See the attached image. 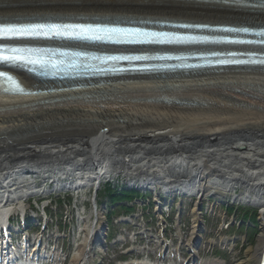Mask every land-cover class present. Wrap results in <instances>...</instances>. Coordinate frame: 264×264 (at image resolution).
Returning <instances> with one entry per match:
<instances>
[{
	"label": "bare ground",
	"instance_id": "6f19581e",
	"mask_svg": "<svg viewBox=\"0 0 264 264\" xmlns=\"http://www.w3.org/2000/svg\"><path fill=\"white\" fill-rule=\"evenodd\" d=\"M45 16L264 24V12L185 1L0 0V22ZM15 76L24 90L51 92L0 91V191L8 198L13 192L1 187L3 182L81 166L97 182L127 174L134 183L159 181L171 190L190 192L196 181L202 182L199 194L209 191L208 183L240 185L263 198L264 212V70L231 68L67 85L80 86L77 90ZM178 101L190 106L176 105ZM24 188L15 187L14 196ZM87 245L86 240L83 249ZM255 256L259 259L260 252ZM85 259L83 250L72 264Z\"/></svg>",
	"mask_w": 264,
	"mask_h": 264
},
{
	"label": "snow or ice",
	"instance_id": "6c2138e0",
	"mask_svg": "<svg viewBox=\"0 0 264 264\" xmlns=\"http://www.w3.org/2000/svg\"><path fill=\"white\" fill-rule=\"evenodd\" d=\"M181 27H193L192 25H180ZM61 27L64 28H73L81 29L82 31H92L93 25H43V24H0V39H29V38H38L40 36H47L49 32H52L53 35H66V33H61L58 31ZM196 27H200L197 25ZM97 30L101 29L100 25H96ZM105 32L112 33H121L129 34L134 33L136 36H166L167 33H147L141 29H120V28H105ZM228 31H241L248 32V28H239V29H228ZM260 36H264V31L258 33ZM69 38H81L78 34L77 36H70ZM87 38V37H85ZM92 39H102L100 36H93ZM115 42H121L119 39ZM137 42V41H134ZM138 42H156V41H138ZM43 49H32L27 47H12L7 44H0V65L5 66L6 70H0V79L6 80L9 84L13 85V88H7L5 91H19L23 92L24 89L21 87L20 82L10 74V70L13 68H24L27 64L37 63V59L33 58L34 53L43 52ZM114 59H151V57L146 56H135V57H114ZM246 63V62H238ZM254 63H256L254 61ZM259 64L264 65V60L258 61ZM148 70V69H144Z\"/></svg>",
	"mask_w": 264,
	"mask_h": 264
},
{
	"label": "rangeland",
	"instance_id": "374dc122",
	"mask_svg": "<svg viewBox=\"0 0 264 264\" xmlns=\"http://www.w3.org/2000/svg\"><path fill=\"white\" fill-rule=\"evenodd\" d=\"M34 176V175H33ZM43 176H36V178H38V180H43V178H42ZM120 178V177H119ZM121 179H123V178H121ZM227 191L228 192H230L229 191V189L227 188ZM240 193L237 195V198H238V196H241L242 195V193H245V190L244 189H240ZM227 192V193H228ZM233 192H235V191H233ZM233 192H231V196L234 194ZM207 196H205L203 199L205 200V201H207ZM234 200H236V198H234ZM191 198H187V200H186V209L188 210V207H190L192 204H191ZM231 203H232V201H230ZM186 215H190L191 214V212H190V210H189V212L187 211L186 213H185ZM216 222V219L215 220H211V219H209V220H207V222H206V225L208 226L207 228H206V231H205V235L204 236H207L208 237V235L210 234V230H209V226H211L213 223H215ZM186 224H187V222H186ZM250 245L252 246V247H250L247 251H245V252H241V248H239L238 250V252H237V254L234 256V257H232L231 259H230V262H233V261H235V263L236 262H238L237 264H242V262H246L247 264L248 263H250V262H253V259H252V257H253V255L256 253V251H257V249H258V247H259V245H258V240L257 239H255V240H253L251 243H250ZM241 260V261H240ZM241 262V263H240ZM245 263V264H246Z\"/></svg>",
	"mask_w": 264,
	"mask_h": 264
}]
</instances>
